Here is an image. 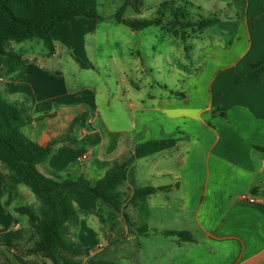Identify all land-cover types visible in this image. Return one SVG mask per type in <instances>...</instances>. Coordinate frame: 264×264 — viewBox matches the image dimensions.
<instances>
[{
    "label": "crops",
    "instance_id": "crops-1",
    "mask_svg": "<svg viewBox=\"0 0 264 264\" xmlns=\"http://www.w3.org/2000/svg\"><path fill=\"white\" fill-rule=\"evenodd\" d=\"M208 1L218 9L231 5L233 18L219 24L216 47L201 51L208 63L199 80L210 75L209 83L186 90L183 102L167 96L140 107L130 132L103 138L101 127L94 125L105 124L96 95L71 89L64 74L57 75L47 63L33 58L32 64L7 75L0 59V94L23 113V133L41 145L56 142L49 159L38 165L44 175L82 176L95 184L114 163L131 157L138 144L177 140L169 150L135 160L130 172L138 173L140 161H146L153 177L171 179L155 188L171 187L162 192L179 200H152L155 194L135 204L125 195L128 200L117 211L102 200L71 192L78 221L71 225L70 237L83 247L81 264H264V194H251L264 189V152L256 148H264V75L258 82L237 84L264 58V0ZM62 41L76 46L74 38ZM25 42L14 50L24 59L36 50ZM72 52L86 68L78 46ZM56 54V45L53 55L43 52L49 61ZM200 92L206 94L205 102L193 105L192 93ZM135 106L131 102L126 107ZM215 110L219 116H213ZM5 153L0 150V264H58L47 249L36 246L39 186L26 178L17 185L7 180L10 174L19 177L24 166ZM124 187L131 196L135 187L145 186L130 174ZM166 231H187L194 240L179 241Z\"/></svg>",
    "mask_w": 264,
    "mask_h": 264
},
{
    "label": "trees",
    "instance_id": "trees-1",
    "mask_svg": "<svg viewBox=\"0 0 264 264\" xmlns=\"http://www.w3.org/2000/svg\"><path fill=\"white\" fill-rule=\"evenodd\" d=\"M132 7L141 13L143 0H125L113 16L115 21L133 31H142L158 27L176 40L186 42L202 34L208 28L219 25L224 20L233 18L228 14L231 5L218 9L209 16L192 15V8L201 7L193 0H165L159 4L153 19L125 18L126 10ZM234 18L239 17L235 12ZM76 19L103 21L98 13L97 0H0V59L5 74L9 75L23 69L28 63L24 57L9 49L11 42L22 43L34 39L42 40L49 50L55 53L52 32L54 29ZM264 75V58L252 66L251 71L237 78V84L245 81L258 82ZM181 100H186L185 92H177ZM218 111L214 112V114ZM225 118L224 115H221ZM25 117L21 110L8 103L0 94V150L24 166L23 173L17 177L13 174L7 180L17 185L26 178L39 186L41 202L40 222L35 225L39 241L36 246L47 249L58 264H81L83 247L70 237L71 225L78 221V212L74 206V195L90 196L102 200L121 211L125 192L122 187L130 177V168L135 160L141 159L176 146L177 140L167 137L138 144L134 154L122 162H116L105 176L92 184L86 178L73 177L63 179L58 174L46 176L39 172L38 165L49 159L56 142L41 145L29 139L22 131ZM264 152L263 147H256ZM8 186V185H7ZM171 187L155 188L151 186L134 188L129 196L132 203H142L151 196L168 191ZM264 194V189H252L251 194ZM165 235L179 241H193V235L187 231H166Z\"/></svg>",
    "mask_w": 264,
    "mask_h": 264
},
{
    "label": "rangeland",
    "instance_id": "rangeland-1",
    "mask_svg": "<svg viewBox=\"0 0 264 264\" xmlns=\"http://www.w3.org/2000/svg\"><path fill=\"white\" fill-rule=\"evenodd\" d=\"M124 1L97 0L98 13L104 18L103 21L76 19L65 24L66 27L55 29L53 36L57 54L52 61L44 59L43 52H48V49L42 40L34 39L23 43L24 46L33 45L36 49L34 55L30 53L33 55L31 59L30 55L25 56L27 65L32 64V59L36 58L39 63H47L46 67L57 75L64 74V79L71 89L86 90L89 95H96L98 112L105 124L103 123L104 126L99 123L94 125L101 127L102 137L132 131V125L137 120L134 113L140 107L156 105L159 98L167 96L173 98L175 96L183 102L177 92H186L188 89L193 92L195 87H205L210 81V75L199 80L200 73L208 63L200 54L205 49L216 47L214 40L222 31L220 25H215L186 42L174 39L158 27L133 31L117 23L113 18ZM163 1L165 0H143L144 7L141 13L129 7L124 17L153 19L157 7ZM193 1L201 7V11L193 7L192 15L199 13L209 16L218 11L214 7L216 4L212 6L208 0ZM62 37L74 38L76 46L72 49L62 41ZM77 46L87 58L86 68L82 67L83 62L78 63L74 60L75 52L72 50L75 51ZM9 49L18 51L19 43L12 41ZM190 98L193 105H202L206 94L192 93ZM153 99L157 101L153 102ZM131 102H135L136 106L128 109L126 106ZM214 112L213 116H219ZM96 119L97 115L95 121ZM169 161V165L175 164L174 159ZM139 164L138 173L136 169L130 172L138 185L156 187L171 183L168 176L156 178L149 174V164L146 161H140ZM38 170L43 174L42 167H38ZM122 189L129 197L131 189L129 191L125 187ZM126 196L124 199L128 200ZM151 198L152 200H179L178 195L168 199L165 192H159Z\"/></svg>",
    "mask_w": 264,
    "mask_h": 264
},
{
    "label": "built area",
    "instance_id": "built-area-1",
    "mask_svg": "<svg viewBox=\"0 0 264 264\" xmlns=\"http://www.w3.org/2000/svg\"><path fill=\"white\" fill-rule=\"evenodd\" d=\"M248 200H249L251 203L255 202V199L252 198V197H248Z\"/></svg>",
    "mask_w": 264,
    "mask_h": 264
}]
</instances>
